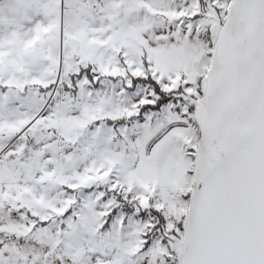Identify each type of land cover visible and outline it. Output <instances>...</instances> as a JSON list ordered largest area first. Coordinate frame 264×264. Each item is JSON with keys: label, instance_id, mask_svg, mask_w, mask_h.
I'll return each mask as SVG.
<instances>
[{"label": "snow or ice", "instance_id": "obj_1", "mask_svg": "<svg viewBox=\"0 0 264 264\" xmlns=\"http://www.w3.org/2000/svg\"><path fill=\"white\" fill-rule=\"evenodd\" d=\"M0 264H264V0H0Z\"/></svg>", "mask_w": 264, "mask_h": 264}]
</instances>
